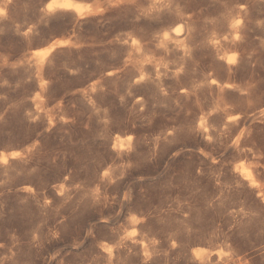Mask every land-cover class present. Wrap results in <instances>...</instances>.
<instances>
[{
  "label": "rangeland",
  "instance_id": "374dc122",
  "mask_svg": "<svg viewBox=\"0 0 264 264\" xmlns=\"http://www.w3.org/2000/svg\"><path fill=\"white\" fill-rule=\"evenodd\" d=\"M49 1L0 0V264H264V0Z\"/></svg>",
  "mask_w": 264,
  "mask_h": 264
},
{
  "label": "bare ground",
  "instance_id": "6f19581e",
  "mask_svg": "<svg viewBox=\"0 0 264 264\" xmlns=\"http://www.w3.org/2000/svg\"><path fill=\"white\" fill-rule=\"evenodd\" d=\"M249 1V0H248ZM242 6V5H241ZM55 8H66V9H74L78 14H82L83 12H84V10H87V9H89V6L88 5H86V4H84V3H82V2H79V1H77V0H51V1H49V3L45 6V9H44V11L45 12H50V11H52V10H54ZM178 19V18H177ZM176 19V20H177ZM192 19V18H191ZM239 21H241L240 19L239 20H237V23H235L236 25L235 26H233V28L234 29H236V26H238V25H240V23H239ZM187 23V22H186ZM195 23V22H194ZM193 27V26H192ZM190 29V28H189ZM186 30H187V28H186ZM185 30V31H186ZM192 30V29H191ZM191 30H190V32H191ZM172 32V31H171ZM196 32V31H195ZM197 33V32H196ZM172 34V33H171ZM192 34V33H191ZM196 35V34H195ZM198 35V34H197ZM192 36V35H191ZM194 36V35H193ZM187 38H189V35H187V31L186 32H183V28H182V26H181V28H179V27H176V28H174V30H173V34L172 35H170V33H169V31H168V33H164V35L162 36V43L161 44H163V43H165V42H168L169 40H172L173 42L175 41V42H177V43H179V44H181V45H183V44H185V42H187L186 40H187ZM196 38V37H195ZM224 38H226V36L224 37ZM191 39H192V37H191ZM193 39H194V37H193ZM136 40V39H135ZM221 40V39H220ZM225 40V39H224ZM193 41V40H192ZM191 41V42H192ZM195 41V40H194ZM201 41V40H200ZM223 41V40H222ZM134 42V41H133ZM132 42V43H133ZM189 42V41H188ZM218 42V41H217ZM137 43H138V41H137ZM213 43H214V41H213ZM159 44V43H158ZM167 44V43H166ZM212 44V43H211ZM219 44H220V42H219ZM186 45V44H185ZM188 45V44H187ZM189 45H192V43L191 44H189ZM218 45V44H217ZM55 45L53 44V45H51V47L48 49V51L47 52H44V53H41V54H35V62H37V64L38 63H43V61L45 60V58L47 57V54H49L50 52H51V50L53 49V47H54ZM133 46H134V44H133ZM178 47V46H177ZM181 47V49L183 48L184 49V45H183V47L182 46H180ZM190 47V46H189ZM156 48V47H155ZM166 48V47H165ZM169 48V47H168ZM179 48V47H178ZM180 49V48H179ZM185 49H186V47H185ZM198 49V48H197ZM159 50V49H158ZM187 51V50H186ZM190 51H193V50H190ZM189 51V52H190ZM161 52V51H160ZM163 52V51H162ZM173 52V51H172ZM183 52H184V50H183ZM188 52V53H189ZM193 53V52H192ZM184 54V53H183ZM182 54V55H183ZM185 54H186V52H185ZM145 55V54H144ZM188 55V54H187ZM187 57V56H186ZM146 58V57H145ZM183 58V57H182ZM191 58V57H190ZM185 59V58H184ZM31 60H33V59H31ZM230 60V59H229ZM34 61H32V62H34ZM154 61V60H153ZM216 61V60H215ZM228 61V60H227ZM34 62V63H35ZM192 62H193V59H192ZM218 62V61H217ZM231 62V61H230ZM186 63V62H185ZM36 64V66H38L39 67V65H37ZM193 64V63H192ZM195 64V63H194ZM150 65V64H149ZM180 65V64H179ZM183 65V64H182ZM198 65V64H197ZM186 66H188V65H186ZM185 66V67H186ZM191 66V65H190ZM32 67V66H31ZM178 67H181V66H178ZM146 68V67H145ZM150 68V67H149ZM192 68V67H191ZM179 69V68H178ZM145 70V69H144ZM156 70V69H155ZM40 72V71H39ZM178 72V71H177ZM177 72H175V73H177ZM144 73V72H143ZM149 73V72H148ZM192 73V72H191ZM142 75V74H141ZM145 76V75H144ZM140 77V76H139ZM140 80V79H139ZM211 83H214V80H212L211 81ZM231 118V117H230ZM232 120V119H231ZM229 122V121H228ZM228 124V123H227ZM231 125V124H230ZM3 161H5V158L3 159Z\"/></svg>",
  "mask_w": 264,
  "mask_h": 264
}]
</instances>
